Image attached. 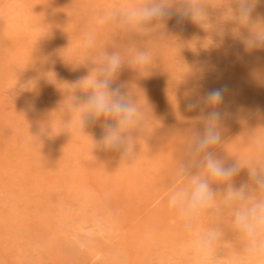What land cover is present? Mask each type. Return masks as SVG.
<instances>
[{
    "label": "rangeland",
    "instance_id": "rangeland-1",
    "mask_svg": "<svg viewBox=\"0 0 264 264\" xmlns=\"http://www.w3.org/2000/svg\"><path fill=\"white\" fill-rule=\"evenodd\" d=\"M126 2L0 0V264H196L165 193L203 129L201 107L189 103L209 91L223 92L218 157L264 161L255 143L264 135V47L245 44L264 25V0L247 27L232 18L235 0H206L202 21L173 16L149 35L102 22ZM136 49L151 63L125 64L115 83L142 107L144 132L135 159L120 162L94 148L100 123L86 135L62 121L72 92L83 95L75 85L105 52L127 58ZM247 180L243 169L236 186ZM214 225L224 234L218 264H238L229 213L205 215L199 230Z\"/></svg>",
    "mask_w": 264,
    "mask_h": 264
},
{
    "label": "clouds",
    "instance_id": "clouds-1",
    "mask_svg": "<svg viewBox=\"0 0 264 264\" xmlns=\"http://www.w3.org/2000/svg\"><path fill=\"white\" fill-rule=\"evenodd\" d=\"M235 3L232 18L240 27L249 26L256 0H235ZM173 16L178 22L185 19L200 22L206 16V0H141L138 3L128 0L118 8L108 9L102 22H111L125 32L149 35L163 28ZM93 44V36L88 34L86 46ZM245 44L249 49L264 47V25L254 27ZM151 61L148 50L136 49L127 58L120 51L105 52L90 73L75 85L83 95L73 91L68 97L64 110L67 119L62 121L64 131L86 134L88 126L100 123L102 135L99 141H93L94 148L116 153L120 162L135 159L138 134L144 132V111L115 82L125 64L141 68ZM222 100V90L215 89L189 103L190 108L201 107L197 121L203 129L192 134L185 158L174 170L165 193L166 205L192 237L196 264H218L223 230L218 225L199 230V225L205 215L219 216L225 211L241 244L238 264H264V161L243 165L236 159L228 164L218 157ZM255 143L264 154V135L255 137ZM243 169L247 170L248 180L236 186L235 178Z\"/></svg>",
    "mask_w": 264,
    "mask_h": 264
}]
</instances>
